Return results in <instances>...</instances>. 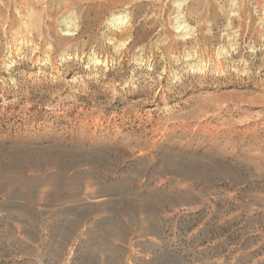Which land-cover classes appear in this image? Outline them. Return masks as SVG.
Listing matches in <instances>:
<instances>
[{
    "label": "rangeland",
    "instance_id": "obj_1",
    "mask_svg": "<svg viewBox=\"0 0 264 264\" xmlns=\"http://www.w3.org/2000/svg\"><path fill=\"white\" fill-rule=\"evenodd\" d=\"M0 264H264V0H0Z\"/></svg>",
    "mask_w": 264,
    "mask_h": 264
},
{
    "label": "bare ground",
    "instance_id": "obj_2",
    "mask_svg": "<svg viewBox=\"0 0 264 264\" xmlns=\"http://www.w3.org/2000/svg\"><path fill=\"white\" fill-rule=\"evenodd\" d=\"M180 32V31H179Z\"/></svg>",
    "mask_w": 264,
    "mask_h": 264
}]
</instances>
